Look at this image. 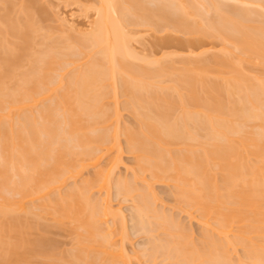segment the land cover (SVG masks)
I'll list each match as a JSON object with an SVG mask.
<instances>
[{"label": "bare ground", "instance_id": "1", "mask_svg": "<svg viewBox=\"0 0 264 264\" xmlns=\"http://www.w3.org/2000/svg\"><path fill=\"white\" fill-rule=\"evenodd\" d=\"M9 1L0 0V8L1 3L5 7ZM153 1L157 4L153 3L155 6L150 8L146 0H98L93 25L88 32L82 33L80 30L83 38L78 44L75 43L77 45L64 42L67 50L64 44L54 48L50 43L46 49L41 47L44 50L40 52L31 46L37 41L35 37L39 30L36 32L39 26H36L37 22L33 23V12L25 10L28 18H31L27 19L23 13L20 16L22 19L25 17L23 20L27 19L23 22L12 14L16 19L11 18L9 9L8 13L4 8L5 13L0 9V13H3L0 15V264H31L33 257L43 258L46 261L43 260L44 264H132L127 250L122 247L123 242L118 246L115 243L117 237L113 235L116 237L114 239L111 236L117 230L113 233L111 228L110 234L109 230H103L105 226L100 228L104 231L101 234L97 225L103 220L107 221L108 215L118 216L117 213L121 211L119 208V212L112 211L106 198H103V201L106 199L103 205L97 204L90 196L91 188L95 186L100 191L109 190L113 169L121 162V136L125 138L126 150L135 158L138 171L130 181L127 179L129 182L122 177V180H115L118 194L122 192L121 195L127 197L132 194L137 188L130 182H144L147 178L144 172H147L150 180L164 184L172 182L174 191L171 194L177 197L174 200L185 205L184 209L181 205L179 208L189 214L192 213L191 209L198 210L200 222L205 228L199 242H191L190 235L188 237L186 232H181L186 229L182 228L183 225L181 227L178 219L177 222L173 219L172 213V218H167V212L163 209V212L157 213L159 211L152 206L156 194L153 196L149 191L154 181L145 180L149 184L145 185H148L147 190H143L146 187L142 186L143 189L141 187L134 192L138 196H135L137 200L134 199L137 201L133 205L136 210L134 217L139 220L135 223H138L137 226L141 224V230L147 225L150 227L145 221L150 212L155 217L152 221L150 219L151 223L156 217L167 221L159 220L160 226L165 228L161 230L170 238L165 234L167 239L161 243L162 246L158 241L160 238L158 242L155 241L152 248L156 247V253L160 248L158 253L164 251V255L168 254L165 255L167 258L171 255L173 264H234L237 259L233 262L229 251L231 248L236 250L238 246L243 248V259L248 260L247 264H264V78H261L264 75L258 74L256 77L257 74L244 71L246 68L242 66L243 62L248 64L252 61L264 66V14L255 11L254 8L259 7L252 6L253 10L249 5L241 6L246 2L251 5L250 2L253 4L256 1L257 4L260 0H232V3H242L238 5L229 4L227 0H204V4L196 0L203 7L206 3V9L212 11L206 24L201 21L203 27L196 20L192 24L186 18L197 9L193 0ZM189 6L190 12L187 10ZM195 13L202 16L199 10H195ZM130 15L135 19L132 20ZM196 15L192 16L196 18ZM135 22L154 26V29L166 26L186 30V33L195 32V35L201 33V36L218 37L232 44L240 55L235 59L232 48L229 50L228 47V52L222 46L224 49L220 48L219 52L223 50L224 56L221 53L222 57L211 54L208 56L211 58L194 59L189 55L190 59L184 57L185 63L182 61L184 65L178 66L180 68L162 61L163 57L158 59L160 62L153 58L161 64L153 69L150 64L154 61H148L152 58L149 55L143 57L150 68L141 62L142 65L136 63L137 66L132 60H127L139 59L130 42L136 37L130 38L132 33L126 30L128 25ZM195 43L200 47L198 40ZM37 44L35 46L38 48ZM202 50L188 53L201 57L208 51ZM83 54L86 55L83 56L85 60L81 58L80 61L78 57ZM167 55L170 58L172 54ZM172 58L168 60L173 62ZM156 61L155 64H158ZM22 65L27 69L22 70ZM66 68L71 71L70 74L64 72ZM163 73L170 79L174 77L168 85H162L166 76ZM159 76H164L163 81ZM121 95L126 99L124 109L139 121L137 128L131 125L128 128L130 126L126 124L128 127H119L121 114L116 100ZM106 100L114 104L112 108ZM112 150L117 154L108 161L109 167L96 168L90 176L92 181L84 179L87 184L75 185L65 194L57 191L68 178L78 177L82 170L90 166H99L103 155ZM15 194L17 196L13 197ZM49 194L53 195V199L50 198L53 205L48 199ZM134 194L129 197L134 198ZM35 199L45 200H40L42 203L39 202L37 207L42 208L39 210L43 212V208H46L56 223L67 220L69 224L72 223V228L75 226L76 229L72 231H76L73 233L78 237L74 241L77 243L76 247L74 245L76 250L71 248L67 254L60 252L58 256V252H53L56 251L54 246L51 251L52 241L46 244L47 240L37 238L30 242L32 240H29L24 228L25 222H21L17 214L23 211L24 202H34ZM168 220L175 222L169 223ZM26 225L28 228L29 225ZM123 225L124 222H121V228L118 227L122 231L119 233L121 237L125 232ZM152 227L146 228L152 230ZM179 227L183 230L176 231ZM209 227L214 234L208 232ZM152 252L153 256L156 255L154 250ZM64 254L65 260L60 257ZM66 255L69 256L67 259ZM243 262L241 259L235 264Z\"/></svg>", "mask_w": 264, "mask_h": 264}, {"label": "rangeland", "instance_id": "2", "mask_svg": "<svg viewBox=\"0 0 264 264\" xmlns=\"http://www.w3.org/2000/svg\"><path fill=\"white\" fill-rule=\"evenodd\" d=\"M11 1V0H10ZM10 1L9 2H7L6 4L8 5H6L5 4V7H3L4 5H2L3 3H1V7L2 8H4L5 9V11L8 13L9 11H7L8 9L10 10V17L12 18L13 16L14 17H16V18H18V19H20L21 21L25 18V17H23V19H22V17L21 16H23V13L25 14L24 16H27L26 15V11L25 10H28L27 12H29V10L31 11V12H33L32 13V15L34 14V17L35 18H33V23L34 22H37V24H36V26L38 27V28H36V32H37V29H39L38 30V32L40 33H36V34H38V35H36V37H35V39L37 40H35V39H33V40H35L36 42H34L33 44H34V46L31 44V46L35 49V50H39L38 52H40V51H43L44 49H46L47 48V45L49 46V44L51 43V45L50 46H53L54 48H55V46L56 47H59L60 45H62V44H64V42H66V43H77L78 44V42L83 38V35H82V33H84V31H87L88 32V30H90L91 29V27H92V25H93V22H94V20H95V18H96V10H97V6H99V2H98V0H12V2L10 3ZM147 2V5L149 4V7L151 8V7H153V6H155L157 3L156 2H154L153 0V2H151V0H146ZM156 1V0H155ZM183 1V0H182ZM196 1V0H195ZM194 0H193V2L194 3H196V7H197V9H194L195 7H193V9H194V11L195 10H199V12H202L201 13V17L199 16V13H197V15H196V13H195V15H196V18L195 17H193V16H195L194 15V11L193 12H191L192 13V15H190V13H189V16L188 17H186V18H188V21L190 22V20H191V22H192V24H194V22H195V20H196V23H200L201 24V27H203L202 25V23L203 22H205V24H206V22H207V20L211 17L210 15H212V11H208L206 8H207V6H206V3H205V5H204V7H203V5H202V3L204 4V0H200V1H196L195 2ZM226 1V0H225ZM227 1H229V2H227V3H229V4H234V3H236L237 5L238 4H242V3H237L236 1H233L234 3H232V0H227ZM231 1V2H230ZM149 2H151V4L149 3ZM256 1H254L253 2V4H252V2H250L251 3V5L250 4H247V2L245 3V4H242L241 6H247V5H249V7H251V9H253V7L252 6H254V7H259V8H254L255 9V11L256 12H260V13H262V14H264V11H261V10H264V8H262V6H264V5H262V0H260V1H258L257 2V4L255 3ZM155 5H154V4ZM197 3H198V5H197ZM244 3V2H243ZM258 3H260L261 5L260 6H258L259 4ZM26 5V6H25ZM203 7V8H202ZM2 8H0V9H2ZM189 8V9H188ZM187 8V10L189 11L190 10V6ZM247 8V7H246ZM262 8V9H261ZM192 9V8H191ZM192 9V10H193ZM203 9V10H202ZM253 9V10H254ZM24 10V12H22V11ZM45 10V11H44ZM186 10V11H187ZM5 11L2 9V11L1 12H3V13H5ZM14 11V12H13ZM204 11V12H203ZM17 12H19V13H17ZM190 12V11H189ZM210 12V13H209ZM3 13H0V15L1 14H3ZM30 13V12H29ZM205 13H206V16H205ZM259 13V14H260ZM11 14L13 15V16H11ZM17 15V16H16ZM21 15V16H20ZM209 15V16H208ZM29 16H31V15H29ZM130 16H132V15H130ZM193 18H192V17ZM204 16V17H203ZM13 17V19H16V18H14ZM61 17V18H60ZM200 18V21L198 20L199 18ZM29 18H31V17H29ZM28 18V16H27V19H29ZM133 18V16L131 17V19ZM205 18V20H203ZM207 18V19H206ZM26 19V20H27ZM64 19V20H63ZM135 18H133L132 20H134ZM202 19V20H201ZM19 20V22H21ZM26 20H23V22H25ZM66 20V21H65ZM72 20V21H71ZM137 20H139V19H137ZM140 21V20H139ZM138 21V22H139ZM198 21V22H197ZM201 21H203V22H201ZM134 22V21H133ZM141 22V21H140ZM190 22V23H191ZM72 24V26L74 27L75 26V28H73V27H70L71 25L70 24ZM74 24V25H73ZM204 24V25H205ZM66 25V26H65ZM126 25H128V24H126ZM146 24H144L143 23V25H139L138 23L136 24V22L135 23H133L132 25L130 24V25H128L126 28V30H128L130 33L129 34H131L132 33V35H131V37L130 38H135V39H132L130 42H131V45H132V47H134V49L137 51V55H135V56H138V58L140 59V58H142L144 55H145V57L147 56V55H149V56H151L152 58V60L150 59V60H148V61H154V62H151V64H150V66H151V68H153L154 66H161V64L159 65V63L157 62V61H161V60H158V59H162L163 57V59H162V61L164 60V61H166V63L167 62H169V63H167V64H169V65H173V67L174 68H180V67H182V66H180V65H184V63H185V58L186 57H190L189 55H191V57L190 58H198V59H200V58H202V57H205V56H210L211 54H213L214 56H215V54H218V55H220L221 57H222V55L224 56V54H223V50H222V55H221V53L219 52V49L221 48V49H224L225 47L227 48V50H228V47H230L229 48V50L231 49L232 51L231 52H233L234 54H236V57H235V59H237V56L238 55H240V54H238L240 51L237 49V51H236V49H235V47L233 46H231L232 44H229V43H227L225 40H223V39H221V38H218V37H210V36H206V35H204L203 34V36H201L202 34L200 33V35H198V34H193V33H195V32H193V31H191V32H193V33H190V31L188 32L187 31V33H186V30L184 31H181V30H175V29H173V27H166V26H163V27H156V29H154L155 27L153 26V28L152 27H150V26H148V25H146ZM196 25V24H195ZM70 28H69V27ZM91 26V27H90ZM197 26H199V24H197ZM34 27H35V25H34ZM79 27V28H78ZM124 27V28H125ZM42 28V29H41ZM82 28V29H81ZM90 28V29H89ZM76 29V30H75ZM79 32H78V31ZM80 30H82V33H80L81 31ZM125 30V31H126ZM175 30V31H174ZM134 32V33H133ZM35 33V32H34ZM136 33V34H135ZM190 33V34H189ZM197 33V32H196ZM51 34H52V37H53V39L51 38ZM78 34V35H77ZM134 34V35H133ZM9 35H12V34H9ZM8 35V36H9ZM43 35V38L41 37ZM48 35V36H47ZM50 35V36H49ZM66 36V39L69 41H67L66 39L64 40V38H65V36ZM62 36V37H61ZM81 36V37H80ZM197 36V37H196ZM11 37V36H10ZM34 37V35H32V38ZM45 37H46V39H45ZM47 37H50V38H47ZM64 37V38H63ZM68 37V38H67ZM199 37H201V38H199ZM210 37V38H209ZM11 38H13V35H12V37ZM11 38H9L8 40H12ZM63 38V39H62ZM74 38V39H73ZM13 39H15V40H18V39H16V38H13ZM48 39H50V42H49V40ZM201 39V40H200ZM217 39V40H216ZM221 39V40H220ZM52 40V41H51ZM60 40V41H59ZM77 40V41H76ZM135 40V41H134ZM195 40L197 41L198 40V45H200V47L199 46H197L196 45V43H195ZM200 40V41H199ZM14 41V40H13ZM13 41H9V42H13ZM19 41V40H18ZM47 41V42H46ZM132 41H133V43H132ZM188 41V42H187ZM190 41V42H189ZM225 41V42H224ZM14 42H17V41H14ZM43 42V43H42ZM184 42H186V43H184ZM193 42L195 43V44H193ZM222 42H224V44H222ZM38 43V44H37ZM189 43V44H188ZM193 44V48H192V44ZM35 44H37L39 47V49L37 48V46H35ZM77 44H75V45H77ZM66 44H64L63 46L64 47H66L65 46ZM72 46H73V44H71ZM74 45V46H75ZM190 45V46H189ZM197 47H196V46ZM222 46H224V48L222 47ZM41 47H43V48H41ZM60 47H62V46H60ZM64 47H63V50H65L64 49ZM41 48V49H40ZM67 48V47H66ZM187 48V49H186ZM204 49V50H202V51H207V53H203L202 54V56L201 57H197V54H193L192 52V54H189L188 53V51H191V50H195V51H193V52H197L198 53V51H200V49ZM31 49V48H30ZM207 49V50H206ZM221 49H220V51H221ZM61 50H62V48H61ZM62 50V51H63ZM67 50H68V48H67ZM66 50V51H67ZM86 49H84V51H85ZM226 50V51H227ZM229 50H228V52H229ZM32 51H33V49H32ZM37 51H34V52H37ZM226 51H224V52H226ZM34 52H32V53H34ZM37 52V53H38ZM139 52V53H138ZM171 55L170 56V58H172V60H173V62H174V64H173V62L171 61H169V60H171L170 58H169V56L167 55L168 53ZM29 53V52H28ZM31 53V54H32ZM36 53V54H37ZM141 53V54H140ZM145 53V54H144ZM210 53V54H209ZM35 54V53H34ZM154 54V55H153ZM164 54V55H163ZM166 54V55H165ZM173 54H175V55H173ZM186 54H188V56L186 55ZM227 55H229L228 53H226ZM163 55V56H162ZM184 55V56H183ZM200 55H201V52H200ZM199 55V56H200ZM218 55H216V56H218ZM230 55H231V53H230ZM28 56H30V54H28ZM83 56H86V55H82V56H79L78 58H79V60L81 61V58H83L84 59V57ZM167 56V57H166ZM193 56V57H192ZM195 56V57H194ZM212 56V55H211ZM219 56V57H220ZM226 56V55H225ZM233 57L235 56V55H232ZM129 57H131V56H129ZM128 57V58H129ZM134 57V56H133ZM160 57V58H159ZM185 57V58H184ZM25 58H27V56L25 57ZM85 58H87V57H85ZM153 58H155V59H153ZM189 58V59H190ZM206 58V57H205ZM208 58H211V57H208ZM130 59V60H129ZM129 59H127L128 61H131L132 63H137V64H143L144 62L145 63H147L146 62V60L144 59V57L141 59V61L138 59L137 60V58H129ZM168 61H167V60ZM176 59V60H175ZM85 60V59H84ZM24 62H25V59L23 60ZM79 61V62H80ZM83 61V60H82ZM86 61H88V60H86ZM155 61L158 63V64H155ZM184 63H183V62ZM27 62V61H26ZM139 62V63H138ZM141 62V63H140ZM253 62H255V61H252V63H248V64H244L245 62H243V64H242V66L243 67H245L246 69H244V71L246 70L248 73H250L251 72V74H257L256 75V77H258V74H261V75H264V66H262L258 61H256L255 62V64L253 63ZM257 62H258V65H257ZM143 64V65H145V66H147L148 68H150L148 65H149V63H147V64ZM172 63V64H171ZM183 63V64H182ZM23 64V63H22ZM136 64V65H137ZM141 64V65H142ZM155 64V65H154ZM164 64H165V62H164ZM167 64H165V65H167ZM179 64V65H178ZM259 64L262 66H259ZM175 65H177V66H175ZM256 65V66H255ZM25 66H26V63H25ZM138 66V65H137ZM145 66H143V67H145ZM178 66H180V67H178ZM252 66H254V67H252ZM22 67L24 68V66L22 65ZM26 67H28V65L26 66ZM24 68V69H22V70H25V69H27V68ZM68 67H72L73 68V66L71 65H69ZM142 67V66H141ZM147 67H145V68H147ZM157 67V68H158ZM153 69H155V67L153 68ZM258 69V70H257ZM65 70V69H64ZM71 70V69H70ZM58 71H63V70H58ZM68 68H66V71H64V72H66V73H69V72H71V71H68ZM168 71H170V70H168ZM172 71V70H171ZM167 72V71H166ZM59 73H61V72H59ZM65 73V74H66ZM169 73H171V72H169ZM58 74V73H57ZM61 74H63L64 75V73H61ZM70 74V73H69ZM69 74H67V75H69ZM163 74H165L166 75V73H163ZM247 74V73H246ZM251 74H249L250 76H251ZM67 75H65L66 77H67ZM260 76V75H259ZM162 78H160V76H159V78L162 80V79H164V76H161ZM251 77H254V75L253 76H251ZM261 77V76H260ZM65 78V77H64ZM171 78H172V76H171ZM174 78V77H173ZM172 78V79H173ZM261 78H264V77H261ZM172 79H170V77L169 76H165V79H164V81H163V84L162 85H168L170 82H171V80ZM170 80V81H169ZM155 81H156V79H155ZM158 81H160L159 79H158ZM161 83V82H160ZM165 83V84H164ZM172 84V83H171ZM125 98L121 95L120 97H118V100H116V102L118 101V104H117V106H119V110L118 111H120V114L121 115H119V117H120V121L118 122V124L120 123V128H122V126H126V125H131V126H135L136 128H137V124L139 125V121L137 122V118H135V116L133 115V114H130V112L129 111H127L126 109H124V107L126 106L125 104H126V102H124L125 100H124ZM111 101H112V103H114L113 102V100L112 99H110ZM107 101V100H106ZM110 102V101H109ZM108 101L106 102V103H109ZM111 102L109 103V104H107V105H109L110 107L112 106L113 107V105L115 104H113V105H111L112 104ZM125 105V106H124ZM117 106H115V107H117ZM124 106V107H123ZM37 107H40V106H37ZM37 107L35 108V110H37ZM111 107V108H112ZM118 108V107H117ZM135 118V119H134ZM126 124V125H125ZM134 124V125H133ZM131 126L130 127H128V126H126V127H128V128H131ZM123 127V128H124ZM134 127V128H135ZM121 136V135H120ZM121 138V139H120ZM119 138V140H121V148H122V153L121 152H119L120 154H121V156H120V159H121V162L115 167V169H113L114 170V172H113V174H112V179H114V180H112L111 179V184L108 186V188H109V190H105V189H103L102 191H100L99 189H97L98 188V186L96 187L95 186V188L93 187V188H91V199H94V201L98 204V202H99V204H103V205H105L104 203H102V202H104L106 199V202L107 203H109V205L111 204V208H112V211L114 210V212H119V211H121L120 213H117V215L118 216H112L111 215V217L108 215V217H110V218H108V217H106V219H107V221H105V220H103V222H100L99 224L97 223V225H98V228L100 229V228H104L105 226V228L103 229V230H109V232H110V230L112 231V229L114 230L113 231V233L115 232V230H117L116 232L117 233H114V234H112L111 236L114 238V236L113 235H115L117 238H118V236L120 235L119 233L120 232H122L121 230H118L119 228H121V222H122V224H123V222H124V225H123V231H125L124 232V236L123 237H121L122 235H120L119 237V239H117L116 237V239H115V241H117V242H115V243H117V245L119 244V243H121L122 244V242H123V246L122 247H124V250L126 249L127 250V255H128V257H130L131 258V262L130 263H132V264H171L172 263V260H174V259H172V260H170V258L172 257L171 255H169V259L167 258V256H165V255H168V254H165L164 255V251H162L163 252V256H162V252L161 253H158V252H160V248L159 249H157V250H159L157 253L155 252V248L156 247H153L152 248V246H155V241L156 242H158L159 241V243H160V245L162 246V244H163V241H164V239L166 238L167 239V236H168V238H170V236H169V234H167L164 230H161V229H163L164 227L163 226H160V221H162V219L160 220V219H158V217H156V220L158 219V221L157 222H159L157 225H156V220H153V225H155L156 227L155 228H153L152 226H151V222H150V219H151V221H152V219H154L155 217L153 216V214H152V216H153V218H152V216L150 215V213H148L149 215V217H151V218H149L147 215V219H146V217H145V221L147 222L148 221V223L150 224V227H152L153 229L151 230V229H147L146 227H148V228H150L148 225L145 227V229L144 228H142V230H141V228H140V223H139V226H137L138 225V223H135V222H139V220H136V218L134 217V213L136 212V210H135V206H133V205H136L135 203L137 202H135V200L134 199H136L138 196L136 195V193L134 194V192H138L137 190L139 189V188H141L142 186H144V187H146V189L144 188V187H142L141 189H143V190H147V187H148V183L145 181V180H150L151 178L149 177L150 175L147 173V172H144V175H145V173H146V177L147 178H145L144 180H143V176L141 177L142 178V180L144 181V182H142L141 180H138L135 184H137L138 186L136 187V185H134V183H132V181L130 182L133 186H134V188H137V189H135V191L134 192H132V194H134V198H131V197H129V196H132V194L130 195H128V197L127 196H122L121 195V193L122 192H119L120 194H118V187L116 188V186L117 185H115L116 184V182L117 181H115V180H117V178L118 179H120V180H122L123 178L125 179V180H127V179H129V181H130V179H132L133 177V175H134V173H135V171H138V169H136V168H138V167H136L137 165H135V158L132 156V154H130L126 149V147H125V138L123 137V136H121ZM112 151H115V150H112ZM110 152L109 154L107 153L105 156L103 155V158L100 160V163L98 164L99 166H93V168L90 166L89 168H85L84 170H82L81 171V173L79 174V176L78 177H74V178H72L71 177V179H67L66 180V184L64 183L61 187L62 188H60V189H58L57 191L59 192L60 191V193H62V194H65L67 191H68V189H72L73 188V186H75L76 185V187L77 186H81L82 184H87L88 182H89V179L90 178H92V177H90L91 176V174L93 173V171L95 170H97L96 168H98L99 169V167H101V166H103L102 168H104V167H106V168H108L109 167V160L115 155V154H117V152L115 153V152ZM112 155V156H111ZM111 156V157H110ZM115 157V156H114ZM113 159V158H112ZM108 164V165H107ZM95 167V168H94ZM134 168H135V170H134ZM149 175V176H148ZM121 177H122V179H121ZM94 178V177H93ZM140 178V179H141ZM150 178V179H149ZM84 179H87L88 180V182H87V180H86V182H84ZM123 179V180H124ZM124 180V181H125ZM82 181H83V183H82ZM90 181H92V179H90ZM128 180H127V182H129ZM150 181H154V180H150ZM126 182V181H125ZM142 182V183H141ZM146 182V183H145ZM113 183V184H112ZM151 183V182H150ZM169 183V182H168ZM172 182H170L169 184H167V182H165V184L163 183V182H156V181H154V183L152 184L151 183V187H150V189L151 190H149L151 193H153V196H155V194H156V196H155V199L152 201L153 203V205L152 206H155L156 207V209L159 211V212H157L158 214L160 213V212H163V210H164V212H167V213H165V216H166V214L168 215V217L167 218H169V216H170V214L172 213L173 215H171V216H173V219L175 218V221L177 220L178 222H179V224L181 225V227H182V225H183V227L182 228H184V230L185 231H181V230H183L182 228H180L179 227V230H176V228H174L176 231H181L182 233L184 232H186V234L188 235H190V237H189V235H188V237H189V240L191 239V242H194V244H197L199 241H198V239L200 240V235H201V233H203L205 230V228H204V226H203V224L200 222L201 221V218H200V216H199V211L198 210H190V211H192V215L191 214H189L187 211L186 212H184L185 210H182V209H184V207H185V205H181V204H178L174 199H176L177 197H176V195H174V194H171V191H172V193H173V191L174 190H172V189H174V184L172 185L171 184ZM143 184V185H142ZM146 184H148L147 186H145ZM172 185V186H171ZM173 187V188H172ZM57 191H55L56 192V194H57ZM70 191V190H69ZM93 191V192H92ZM105 191L107 192V195H106V193H105ZM154 191V192H153ZM140 193H141V190L139 191ZM143 192V191H142ZM52 193V192H51ZM50 193V194H51ZM150 193V194H151ZM49 194V195H50ZM53 194H55L54 192H53ZM118 194V195H117ZM137 194H139V193H137ZM48 195V196H49ZM173 195V196H172ZM14 196H17L16 194L15 195H13V197ZM47 196V197H48ZM55 196V195H54ZM135 196H136V198H135ZM152 196V195H151ZM120 197H122V198H120ZM174 197H176V198H174ZM15 198H17V197H15ZM14 198V199H15ZM18 198H19V196H18ZM17 198V199H18ZM50 198H52L53 199V195H50V197H48V199H49V201L51 202L52 200L50 199ZM98 198V199H97ZM103 198H106V199H104V201H103ZM127 198V199H126ZM157 198V199H156ZM46 201H48L47 200V198L45 197L44 198ZM42 200V199H37V201H36V199H35V201L34 202H32V201H27L26 203L24 202V208H23V211H20V215L19 214H17V216H19V218H20V220H21V222H25L24 224L26 225H29L30 226V228H29V226H28V228H26L25 227V225H24V228L26 229V233H28L27 235H29V240H32V241H30V242H34L33 240L34 239H40V240H47L48 242H46V244L48 243L49 244V242H51L52 243V245H51V243H50V245H51V247H52V250L51 251H53V249L54 250H56V251H53L54 253L56 252H58L57 253V255L59 256V254H60V252H61V254L64 252L65 254H67V252H70L69 251V249L71 250V248L73 249V248H75L76 246H77V243L76 242H74L75 241V239H77L78 240V237H77V235L75 234V233H73V232H76V231H74L76 228H74L75 226H73V228H72V223L71 224H69L68 223V221L66 220L64 223L63 222H58V223H56L55 222V219H53V216L51 217L49 214H48V212H46V208H43L45 211L43 212V211H40V210H42V208H40V210H39V208L37 207V206H39V205H37V204H39V202H40V204L42 203L41 201H45V200ZM41 200V201H40ZM134 200V201H133ZM137 200V199H136ZM47 202L49 205L51 204V205H53V202ZM156 201V202H155ZM28 202H29V204H28ZM176 204H178V206L176 205ZM28 205V206H27ZM179 205H181L182 206V209H180L179 207ZM36 206V207H35ZM98 206V205H97ZM184 206V207H183ZM35 207V208H34ZM158 207H160V208H158ZM27 208V209H26ZM28 208H33L32 210H30V209H28ZM98 208H100V207H98ZM119 208V209H118ZM119 211H118V210ZM121 209V210H120ZM155 208H153V211L154 212H156L155 210H156ZM159 209H161V211L159 210ZM163 209V210H162ZM30 210V211H29ZM49 210V209H48ZM51 210V209H50ZM135 211V212H134ZM198 211V212H197ZM32 212H33V214H32ZM40 212H41V214L43 213V215H41L40 214ZM47 214H46V213ZM51 212H52V210H51ZM19 213V212H18ZM35 213V214H34ZM157 213H155V214H157ZM37 214V215H36ZM123 214V215H122ZM157 214V215H158ZM156 215V216H157ZM163 215V214H162ZM164 216V215H163ZM170 216V217H171ZM193 216V217H192ZM23 217V218H22ZM37 217V218H36ZM161 217V216H160ZM159 217V218H160ZM178 217V218H177ZM161 218H164V217H161ZM166 218V217H165ZM172 218V217H171ZM132 219L134 220V221H132ZM200 219V220H199ZM19 220V221H20ZM101 220V219H100ZM115 221V223L113 224V222ZM160 220V221H159ZM167 220V219H166ZM170 220H168V222H169ZM173 221V220H172ZM172 221H170L169 223H171ZM175 221H173V223L175 222ZM176 221V222H177ZM181 221V222H180ZM52 222H53V224H52ZM107 224H106V223ZM162 222H166L167 223V221H162ZM60 223V224H59ZM63 223V224H62ZM163 223V224H164ZM103 224V225H102ZM120 224V225H119ZM137 224V225H136ZM22 225V224H21ZM26 225V226H27ZM59 225V226H58ZM70 225V226H69ZM119 225V226H118ZM48 226V227H47ZM100 226V227H99ZM108 226V227H107ZM157 226H159L160 228H158ZM186 228H185V227ZM114 227L116 228V229H114ZM119 227V228H118ZM142 227V226H141ZM163 227V228H162ZM202 227H203V229H202ZM22 228H23V226H22ZM112 228V229H111ZM136 228V229H135ZM72 229H74L73 231H72ZM146 229H147V231H148V233H147V231H146ZM155 229V230H154ZM165 229V228H164ZM210 231H208L209 233H212V229H210V227L208 228ZM78 230V229H77ZM82 230V229H81ZM81 230H79V232H81ZM107 230L105 231V232H107ZM157 230V231H156ZM160 230V231H159ZM212 230V231H211ZM100 231V233L102 232V233H104V231H102L101 229L99 230ZM119 231V232H118ZM139 231H140V233H139ZM153 231V233H149V232H152ZM154 231H156V232H154ZM165 233H164V232ZM167 231V230H166ZM191 231V232H190ZM83 232V231H82ZM108 232V233H109ZM142 232V233H141ZM189 232V233H188ZM214 232V231H213ZM25 233V234H26ZM101 233V234H102ZM112 232H110V234H111ZM125 233L127 234V236H125ZM146 233H147V235H146ZM163 233V234H162ZM107 234V233H106ZM118 234V235H117ZM157 234V235H156ZM165 234H167V236H165ZM212 234H214V233H212ZM27 235H25V237L27 236ZM73 235H74V237H73ZM76 235V236H75ZM154 235H155V237H154ZM160 235V236H159ZM216 235V234H215ZM44 236V237H43ZM99 236V235H98ZM97 236V237H98ZM157 236V237H156ZM164 236V237H163ZM202 236V235H201ZM45 238V239H43V238ZM76 237V238H75ZM126 239H125V238ZM99 238V237H98ZM124 240H123V239ZM156 238V239H155ZM160 238V239H159ZM193 238V239H192ZM28 239V238H27ZM112 239V238H111ZM122 239V240H121ZM157 239H159L158 241H157ZM162 239V241L160 242V240ZM113 240V239H112ZM148 240V241H147ZM150 240V241H149ZM152 240H153V242H152ZM122 241V242H121ZM198 241V242H197ZM37 242V241H36ZM45 242V241H44ZM54 242V243H53ZM165 242H166V240H165ZM74 243H76V244H74ZM147 243V244H146ZM151 243H153V245H151ZM158 243V244H159ZM162 243V244H161ZM56 244V245H55ZM50 245H48V246H50ZM74 245H75V247H74ZM148 247H147V246ZM165 245V244H164ZM46 247V248H49V247ZM53 246H54V248H53ZM73 246V247H72ZM119 246V245H118ZM158 246V245H157ZM160 246V247H161ZM147 247V248H146ZM150 248H151V250H150ZM231 248V247H230ZM235 249L236 250H233V248H231L230 249V256H232V261L234 262L236 259L238 260H236L235 262H239V260H243L244 262H243V264H247V262H248V260H246L245 261V259H243L244 258V256H243V253L242 252H244V251H242V249L243 248H241V247H238L237 246V248L235 247ZM49 250V249H48ZM49 250V251H50ZM73 250H76V248L75 249H73ZM154 250V253H156V255H157V257H155L156 255H154L153 256V251ZM161 250H163V249H161ZM165 250V249H164ZM50 251V252H51ZM145 251V252H144ZM146 251H148V252H150V254H148V252H146ZM233 251V252H232ZM72 252V251H71ZM55 253V254H56ZM60 254V255H61ZM65 254L63 255V256H60V257H64L65 256ZM72 254V253H71ZM147 255H148V257H147ZM162 256V257H161ZM165 256V257H164ZM171 256V257H170ZM229 256V257H230ZM67 257H69V256H67L66 255V259H67ZM127 257V256H126ZM238 257H241V258H239L238 259ZM130 258H127L128 260H130ZM167 258V259H166ZM174 258V257H173ZM40 259H42V260H40ZM64 260H65V258H63ZM151 259H154V260H151ZM166 259V260H165ZM44 259L43 258H40L39 257V259H38V257L36 258V257H33L32 259H31V264H44L43 262L45 261H43ZM175 261H176V259H175ZM174 261V262H175ZM46 262V261H45ZM235 262H234V264H235ZM242 262V261H241ZM63 264H65V263H63ZM173 264V263H172ZM174 264H176V263H174Z\"/></svg>", "mask_w": 264, "mask_h": 264}]
</instances>
